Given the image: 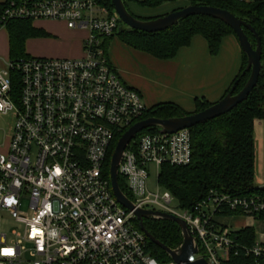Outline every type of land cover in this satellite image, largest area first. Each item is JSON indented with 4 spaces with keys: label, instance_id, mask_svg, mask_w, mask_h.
<instances>
[{
    "label": "built area",
    "instance_id": "obj_1",
    "mask_svg": "<svg viewBox=\"0 0 264 264\" xmlns=\"http://www.w3.org/2000/svg\"><path fill=\"white\" fill-rule=\"evenodd\" d=\"M13 20L61 21L87 34L82 56L28 55L0 67V112H12L14 119L9 151L0 152V211L24 226L11 241L0 235V264H180L150 252L134 210L119 203L104 171L114 138L148 109L109 59L119 15L101 0H6L0 27ZM190 129L139 132L129 142L119 175L135 209L182 218L198 244L195 258L209 264H232L241 254L264 260V237L247 244L219 220L228 210L257 217L264 211L263 196L210 190L182 208L159 182L150 187V165L159 176L163 164L190 163ZM25 194L33 215L21 211Z\"/></svg>",
    "mask_w": 264,
    "mask_h": 264
},
{
    "label": "trees",
    "instance_id": "obj_2",
    "mask_svg": "<svg viewBox=\"0 0 264 264\" xmlns=\"http://www.w3.org/2000/svg\"><path fill=\"white\" fill-rule=\"evenodd\" d=\"M130 1H135L142 7H158L180 0H125L127 8L135 17L152 19L143 18L135 13L129 5ZM184 1L188 3L185 6L210 5L226 9L250 23L262 39V69L257 85L245 101L225 114L191 127L192 159L190 163L185 165L163 164L158 182L162 187L172 192L182 208H191L210 190L231 195L259 194L264 197V186L256 184V144L254 138L256 119H264V0ZM101 2L108 7L111 13H117L112 0H101ZM5 4L6 0L0 2V15ZM185 6H180L173 11ZM7 26L10 28V59L12 60L29 55L25 51V41L29 36L46 33L43 29L36 27L31 20H13L8 22ZM244 31L253 46H256L255 34L248 27H244ZM196 35H201L207 40L212 55L219 53L222 41L226 36L234 35L237 37L232 27L209 15H190L181 19L177 24L157 32L131 28L120 19V26L115 36L134 49L147 52L159 59H171L183 47L190 45ZM242 54L243 62L240 71L223 96L230 91L237 79L239 81L234 93L239 92L250 76V71L243 73L248 58L244 51ZM12 78L16 81L15 83L19 82L17 73L13 72ZM195 101L196 110L194 112L203 110L214 103L199 97ZM189 113L193 112L185 111L176 103L160 102L148 107L140 120L148 117H180ZM156 131H159L158 127L153 126L143 129L140 134ZM122 132L114 138L108 152L104 166L108 178H110L111 157ZM119 184L125 194L133 199L127 181L122 175H119ZM226 214L238 213L228 210ZM257 218L264 220V211ZM136 224L139 226L138 221ZM144 224L152 235L172 249L178 248L183 242L181 228L175 221L148 218L144 219ZM236 233L240 240L247 244H253L257 238L254 227L238 229ZM147 240L149 250L156 258L162 262L172 259L163 248L149 238ZM231 262L232 264H264V260L245 254L233 258Z\"/></svg>",
    "mask_w": 264,
    "mask_h": 264
},
{
    "label": "crops",
    "instance_id": "obj_3",
    "mask_svg": "<svg viewBox=\"0 0 264 264\" xmlns=\"http://www.w3.org/2000/svg\"><path fill=\"white\" fill-rule=\"evenodd\" d=\"M187 4L180 0L158 7L131 8L143 15L148 13L150 17H156ZM34 25L38 27L37 22ZM108 54L122 79L141 93L149 107L160 102H173L188 112L196 110L195 99L198 97L210 102L220 100L239 73L243 62L242 48L234 35L223 39L217 55L210 53L208 42L201 35L194 36L190 45L183 47L171 59H159L134 49L117 36L110 39ZM262 174L257 184L259 186H264V170ZM220 217H233L229 224L234 230L245 227H254L256 230V220H260L239 213ZM221 222L229 226L227 222Z\"/></svg>",
    "mask_w": 264,
    "mask_h": 264
},
{
    "label": "water",
    "instance_id": "obj_4",
    "mask_svg": "<svg viewBox=\"0 0 264 264\" xmlns=\"http://www.w3.org/2000/svg\"><path fill=\"white\" fill-rule=\"evenodd\" d=\"M115 10L119 15L122 22L131 28L146 31L157 32L165 30L175 24L181 19L190 15H209L218 18L228 24L235 31L237 39L240 43L242 51H244L248 58L247 66L243 73L250 71V76L245 83L244 87L237 93H234L238 79L232 85L230 91L223 96L220 100L214 102L207 108L189 113L180 117L171 118H158L148 117L139 120L132 125L118 140L110 162V178L112 191L120 204L129 210H134L137 219L139 221L140 228L146 234V236L163 248L171 258L180 264H209L205 258H195V254L198 253V244L195 242L194 236L191 234L186 222L173 214L153 211L138 208L135 209V205L125 192L121 189L119 184V165L123 156V152L129 142L136 137V135L143 129L148 127H158L159 131L166 133H173L183 128H191L200 122L207 121L227 113L236 107L239 103L245 101L254 87L257 85L259 76L262 69V39L255 28L247 21L239 18L232 12L226 9H222L210 5H188L181 9L172 11L168 14L152 18V19H140L135 17L127 8L125 0H112ZM244 27H248L255 34L257 39L256 46L250 42L247 34L244 31ZM156 218L175 221L181 228L183 235L182 244L175 249H172L159 241L154 235H152L144 224V219Z\"/></svg>",
    "mask_w": 264,
    "mask_h": 264
},
{
    "label": "rangeland",
    "instance_id": "obj_5",
    "mask_svg": "<svg viewBox=\"0 0 264 264\" xmlns=\"http://www.w3.org/2000/svg\"><path fill=\"white\" fill-rule=\"evenodd\" d=\"M5 0H0L3 2ZM129 5L134 7H141L135 1H130ZM143 8V7H142ZM145 8V7H144ZM153 11V10H152ZM143 18H153L144 13H138ZM157 12V11H156ZM150 13V12H149ZM152 14V13H150ZM154 14H156L154 12ZM149 16V17H147ZM124 23V22H123ZM38 28L43 29L46 33L36 36H29L25 41V51L27 54L35 57H59V58H73L83 55V39L87 31L68 28L64 22L60 21H38ZM10 59V28L5 25L0 27V67H5V61ZM146 104V103H145ZM147 107H149L146 104ZM13 113L0 112V152L7 153L10 146V134L13 125ZM254 138L256 144V184L259 183L260 177L263 176L264 170V119H256ZM151 177L149 185L155 188L158 183V173L153 165L149 166ZM21 211L33 215V210L30 208V195H23ZM229 217V216H227ZM220 217L221 221L229 224L230 219ZM231 227V224H229ZM23 224L17 222L15 218L7 211H0V235L6 233L8 240L11 241L17 236L14 230L22 232ZM257 238L264 237V220H256Z\"/></svg>",
    "mask_w": 264,
    "mask_h": 264
}]
</instances>
